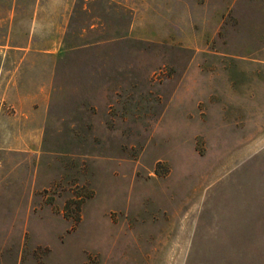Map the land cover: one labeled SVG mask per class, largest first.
<instances>
[{"label": "rangeland", "instance_id": "rangeland-1", "mask_svg": "<svg viewBox=\"0 0 264 264\" xmlns=\"http://www.w3.org/2000/svg\"><path fill=\"white\" fill-rule=\"evenodd\" d=\"M0 264H264V0H0Z\"/></svg>", "mask_w": 264, "mask_h": 264}, {"label": "crops", "instance_id": "crops-1", "mask_svg": "<svg viewBox=\"0 0 264 264\" xmlns=\"http://www.w3.org/2000/svg\"><path fill=\"white\" fill-rule=\"evenodd\" d=\"M11 88V90L13 91V93H14V99L16 98V96L18 95V99L19 100H23V99H26V100H30L31 102H38L40 99L39 98H37V99H35V94L33 95V96H30L29 94H27L26 96H23V95H21L20 93H21V88H13V87H10ZM19 94H20V96H19ZM17 100H15V102H16ZM29 102V101H28ZM14 107L17 109L18 108V105L15 103L14 104ZM32 107H35L34 106V104H33V106Z\"/></svg>", "mask_w": 264, "mask_h": 264}]
</instances>
